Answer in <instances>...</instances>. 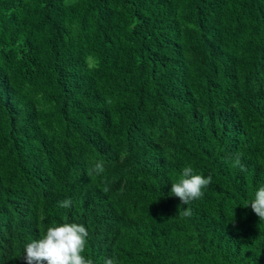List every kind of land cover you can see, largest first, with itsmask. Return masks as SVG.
I'll use <instances>...</instances> for the list:
<instances>
[{"label": "trees", "instance_id": "obj_1", "mask_svg": "<svg viewBox=\"0 0 264 264\" xmlns=\"http://www.w3.org/2000/svg\"><path fill=\"white\" fill-rule=\"evenodd\" d=\"M260 186L264 0H0V264L64 223L93 264H264Z\"/></svg>", "mask_w": 264, "mask_h": 264}, {"label": "clouds", "instance_id": "obj_2", "mask_svg": "<svg viewBox=\"0 0 264 264\" xmlns=\"http://www.w3.org/2000/svg\"><path fill=\"white\" fill-rule=\"evenodd\" d=\"M234 166L241 167L240 156L234 159ZM105 171L103 162L94 164L92 172L100 175ZM212 176L206 178L194 174L191 166L184 167L182 176L178 182L171 184L172 196L178 197L183 205L199 199L203 189L212 183ZM108 191V188H105ZM72 204L70 199H65L60 203L61 208H69ZM249 206L260 221H264V186H260ZM185 216L191 215L190 209H185ZM88 231L82 224L64 223L59 226H51L46 230L43 238L27 244L24 249L25 264H93L89 259L86 260L82 253L85 250ZM104 264H117L115 257L105 258Z\"/></svg>", "mask_w": 264, "mask_h": 264}]
</instances>
